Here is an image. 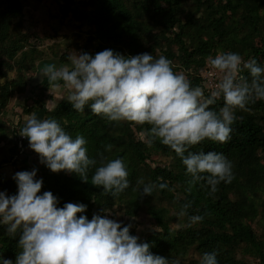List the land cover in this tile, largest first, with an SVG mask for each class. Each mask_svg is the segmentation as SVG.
I'll list each match as a JSON object with an SVG mask.
<instances>
[{"label": "trees", "instance_id": "1", "mask_svg": "<svg viewBox=\"0 0 264 264\" xmlns=\"http://www.w3.org/2000/svg\"><path fill=\"white\" fill-rule=\"evenodd\" d=\"M59 1L61 17L71 13L88 26L84 43L77 46L80 54L94 55L112 49L125 56L144 52L154 57L164 55L173 62L176 72L182 71L188 76L193 86H202L205 95L215 88L220 77L208 64L209 57L236 52L245 61L255 57L264 66V0ZM28 6L29 0H0V143L12 142L8 151L14 158L15 172L37 169L36 178L43 180L41 193L51 191L58 197L59 207L67 202L87 205L83 215L88 219L94 213H113L116 206L128 217L144 210L158 228L144 237L132 228L130 234L149 242L153 254L175 260L177 264H200L202 255L214 250L218 252L219 264H248L238 257L239 252L258 259L257 264H264V234H258L252 226L253 222L264 226V101L249 103L247 111H236L238 119L232 125L229 142L205 140L190 149L222 153L232 163L233 181L221 182L218 191L209 195V186L204 181L189 185L192 177L186 174L174 151L159 141L149 146L142 140L148 125L109 122L94 115L87 106L83 113L78 112L67 97L44 109L46 96L40 92L51 85L47 77L30 84L38 62L45 59V52L40 40L24 30V10ZM51 53L60 63L69 57L66 51ZM11 72L14 76L9 78ZM242 75L251 79L247 71ZM28 87L30 97L18 114L44 109L43 119H56L73 139L82 135L87 141L88 155L97 160V165L89 168L88 182L75 173L63 170L53 173L40 163V158L32 163L19 160L14 136L19 120L13 124L6 114L12 98L26 93ZM36 89L41 91L36 94ZM222 105L221 100L213 107L218 110ZM26 141L27 138L23 141L25 150ZM107 144L113 145L111 151H105ZM28 145L29 152H34ZM98 153L103 154V162L124 159L129 187L122 193L105 194L101 186L91 183L95 168L101 163ZM154 155H162L167 160L158 164ZM140 181L166 183L167 188H157L152 195H140L143 187ZM0 189L14 195L16 181L0 178ZM189 202L187 215H179L182 206ZM191 215H203L204 219L188 227ZM19 252L18 234L10 237L6 226L0 225V255L15 262Z\"/></svg>", "mask_w": 264, "mask_h": 264}, {"label": "clouds", "instance_id": "2", "mask_svg": "<svg viewBox=\"0 0 264 264\" xmlns=\"http://www.w3.org/2000/svg\"><path fill=\"white\" fill-rule=\"evenodd\" d=\"M70 63H46L38 74L47 77L54 90L69 91L67 101L83 113L86 106L94 115L109 122H131L148 125L142 140L151 146L159 141L178 156L190 174L188 183L204 181L209 195L218 185L233 181L232 163L215 151L193 152L190 149L205 140L225 144L231 139L237 110L247 111L249 103L264 101V66L255 57L244 60L236 52H221L209 57L208 64L221 75L215 88L205 95L183 72H176L173 62L149 52L125 56L112 49L91 55L77 54ZM247 71L251 79L242 75ZM62 82V84H61ZM223 105L217 110L218 101ZM29 147L38 154L40 163L53 173L77 174L88 182V171L97 165L90 158L87 141L82 135L74 139L52 118L40 119L32 113L20 133ZM113 145L107 144L105 151ZM91 177L94 186L113 196L129 187V172L123 158L103 162ZM37 169L17 171L13 179L17 192L0 191V225L10 237H17L20 252L15 262L0 255V264H177L153 254L150 243L130 234L131 224L94 213L88 219L83 213L87 205L64 203L51 191H43V180L36 178ZM207 174V175H205ZM143 184L140 195H152L166 183ZM191 191V187L187 189ZM191 202L182 206L179 215H187ZM105 211V210H102ZM81 215H77V214ZM203 215L189 216L188 227L202 222ZM218 252H205L200 264H219Z\"/></svg>", "mask_w": 264, "mask_h": 264}, {"label": "rangeland", "instance_id": "3", "mask_svg": "<svg viewBox=\"0 0 264 264\" xmlns=\"http://www.w3.org/2000/svg\"><path fill=\"white\" fill-rule=\"evenodd\" d=\"M60 1L59 0H29V8H25V21H24V30L26 29L33 37H37L42 43L41 47L45 52V59L38 62L37 70L31 75L32 79L30 84L39 83L41 81V76L38 74L39 69L46 63L55 62L57 66L70 63V58L75 57L77 54H80V50L77 46H81L84 43L86 38V33L88 30L87 24L80 23V20L77 19L74 14L69 13L67 16L61 17L60 15ZM47 44V45H44ZM54 44L53 47L50 45ZM53 48L52 50L49 48ZM62 52L66 51L68 54V59L64 63H60L58 58H53L51 51ZM179 72V71H178ZM182 72V71H180ZM29 74H31L29 72ZM221 74L219 73L218 76ZM14 73H9L8 77L12 78ZM2 80V79H1ZM208 88L211 86L208 84ZM27 88L26 93H21L15 95L14 98L9 103V110L7 111L8 118L13 120V124L18 120L20 122V117L27 115L28 113L22 112L21 115L18 113L21 112V106L24 103V100L30 97ZM41 90L36 89L34 92L37 94ZM45 95V108H52L57 101L61 98L67 97L69 91L63 86L60 90H54L51 86L44 91H41ZM206 93V90H205ZM24 95H27L25 97ZM19 104V106H17ZM44 109H41L42 112ZM14 110L15 113L12 112ZM23 155V153H20ZM153 159L158 164H163L167 159L162 155H154ZM27 163H32L38 161L39 157L34 154V152L27 153V156L23 155L22 159ZM113 213H108L107 215L118 222H126L132 225V229L136 232L137 235L144 237L148 232L153 229H157L158 226L154 222V219L151 218L144 210H140L137 215L128 217L124 214L123 209L120 206L114 207ZM252 226L258 234H264V226L260 225L258 222H253ZM238 257L241 258L245 263L248 264H257L258 259L238 253Z\"/></svg>", "mask_w": 264, "mask_h": 264}, {"label": "crops", "instance_id": "4", "mask_svg": "<svg viewBox=\"0 0 264 264\" xmlns=\"http://www.w3.org/2000/svg\"><path fill=\"white\" fill-rule=\"evenodd\" d=\"M37 1V0H34ZM29 8V6H28ZM28 93L30 94L29 90ZM25 97H27V95H24ZM26 100V99H25ZM24 100V102H25ZM17 106H19V104H17ZM50 109V108H48ZM35 113L37 115L38 118L43 119V112L41 109H37L34 110L30 113H28L27 115H24L23 117L21 116L20 122H19V127H18V132L21 131L22 127L24 126V123L26 121V119L32 114ZM9 117V116H7ZM28 142H25V147L26 150L24 151L23 155L27 156V153L29 151V148H27V144ZM12 144V142L9 143H0V178L1 179H9V178H13L15 172V165H14V158L12 156H10V153L8 151V148L10 147V145ZM29 146V145H28ZM31 151V148H30ZM23 155H19V160L22 159ZM1 191V189H0Z\"/></svg>", "mask_w": 264, "mask_h": 264}, {"label": "built area", "instance_id": "5", "mask_svg": "<svg viewBox=\"0 0 264 264\" xmlns=\"http://www.w3.org/2000/svg\"><path fill=\"white\" fill-rule=\"evenodd\" d=\"M20 132H17L16 134H14V136H16V140H17V148H18V153L17 156L21 155L20 153H24V146H23V141L26 139V137H22L20 134Z\"/></svg>", "mask_w": 264, "mask_h": 264}]
</instances>
